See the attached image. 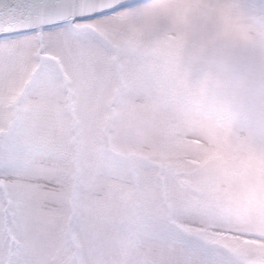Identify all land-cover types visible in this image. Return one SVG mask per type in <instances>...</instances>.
Returning <instances> with one entry per match:
<instances>
[{"label":"snow or ice","instance_id":"6c2138e0","mask_svg":"<svg viewBox=\"0 0 264 264\" xmlns=\"http://www.w3.org/2000/svg\"><path fill=\"white\" fill-rule=\"evenodd\" d=\"M0 264H264V0H0Z\"/></svg>","mask_w":264,"mask_h":264}]
</instances>
